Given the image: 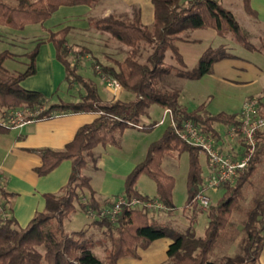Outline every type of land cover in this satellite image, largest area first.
Masks as SVG:
<instances>
[{
	"label": "trees",
	"instance_id": "16d2710c",
	"mask_svg": "<svg viewBox=\"0 0 264 264\" xmlns=\"http://www.w3.org/2000/svg\"><path fill=\"white\" fill-rule=\"evenodd\" d=\"M100 1L0 0V25L22 29L28 24L43 22L61 6L85 5L94 8ZM152 1L155 17L150 24L142 23L139 5H133L131 12L112 10L106 15H90L89 24L129 46L123 58L114 59L113 63H101L100 66L103 72L117 77L123 89L135 93V98L104 100L95 83L80 73L75 62V50L67 42L71 24L51 30L48 38L55 46L57 59L65 67L66 81L83 86L77 100L49 101L43 91L23 85L26 77L37 72L41 41L27 52L29 61L24 70L9 69L5 60L13 54L12 51L4 49L0 52V110L21 109L28 117L31 116L30 111L45 105L34 115L35 118L51 117L56 111L99 113L91 122L82 124L73 139L62 148L34 149L42 158L35 167L40 175L50 172L66 158H70L73 165L67 183L57 192L44 193V207L36 211L26 224L18 221L8 205L9 197L15 193L0 186L1 204L8 213L4 215L0 210V264H117L121 257H139V247L147 248L153 240L164 236H170L172 241L167 249L168 258L159 264H260L259 259L264 252V194L254 195L247 205L242 202L247 198L245 185L254 170L255 154L263 140L264 127L257 132L258 146L249 165L237 175L234 184L222 185L225 188L224 200L207 209L208 223L203 234L195 233L196 216H190L186 228L176 232L170 230L166 222L154 218L149 208L125 204L114 220L98 215L89 223L100 226L110 241L105 256L100 258L93 252L95 242L88 233V227L72 231L64 227L66 214L74 210L77 203L83 212L87 213L92 208L98 214L102 208L115 204L118 195H98L91 176L83 173V168L91 159L97 160L94 152L97 145L118 143L125 128H153L156 122L140 125L141 116L148 112L151 105L170 108L179 125L191 119L216 142L221 136L220 124L228 128L239 122L237 113L224 110L209 112L205 103L188 108L180 102V90L164 88L159 77L175 71L180 77L199 78L212 70L215 61L230 56L224 44L209 46L196 65L188 66L177 40H189L191 30L214 27L220 35L232 33L236 41L251 49L249 32L222 0ZM243 4L250 14H258L251 0H243ZM167 52H171L173 61L166 60ZM260 110L264 114L262 102ZM9 129V125L0 121V132ZM185 151L189 155L187 206L198 207L200 204L196 197L206 179L200 151L171 125H167L162 135L149 144L145 158L125 176L120 194L152 198L136 187L139 177L147 174L156 183L154 197L164 202L168 209L175 207V177L164 168L163 161L174 152ZM234 211L243 214L241 228L231 220ZM238 236L236 251L224 253L219 259L211 258L216 249L234 242Z\"/></svg>",
	"mask_w": 264,
	"mask_h": 264
},
{
	"label": "crops",
	"instance_id": "0c3cea01",
	"mask_svg": "<svg viewBox=\"0 0 264 264\" xmlns=\"http://www.w3.org/2000/svg\"><path fill=\"white\" fill-rule=\"evenodd\" d=\"M251 3L253 5L252 0ZM133 5L140 6L141 21L143 24H150L153 22L155 13L152 0L109 1L104 7L102 14L106 15L112 10H124L131 12ZM76 6L78 5L61 6L43 22L28 24H41L40 26L43 29L41 31L45 35L44 39H39L41 36H39L38 30L27 33L26 38L29 39L30 44H34V41L36 40V43L41 41L40 50L37 55V72L41 67H46L49 69V79H47V84L45 85H43L42 82L30 79L31 76L38 74L36 72L26 77L22 83L26 87L36 88L43 91L49 101H59L61 99L74 101L80 96L79 89L77 92L71 91L72 88H78L77 85L72 83H67V89L64 92L65 94L63 93V96H59V98L55 96L59 85L66 82V71L64 65L56 57L53 42L48 38L49 32L58 28L51 29L47 26L45 27L44 25V22L50 20L56 12L63 8L65 14H80V16L82 15L84 19H87V14H90V12L93 14L94 9L89 6L80 5V10H74L73 8H77ZM253 7L255 6L253 5ZM255 9L258 14H260L259 9L256 7ZM81 24L85 26L84 30L77 27L76 24L75 30L81 33L88 32V26L90 25L89 22H81ZM26 27L27 25L24 28ZM73 27L74 25L71 24L69 33L73 30ZM189 35V40L179 39L177 40V45L186 64L188 66H194L197 64L202 53L209 46H212V41H215L217 36H219V33L214 27H206L195 28L189 32ZM45 42L48 50H50L47 54L43 53ZM67 42L69 47L72 49L70 43L71 41L67 40ZM49 43H51V47L49 46ZM74 44L80 45L78 42H74ZM242 59L243 58L241 56L230 53V56L215 61L213 63L212 70L203 74L201 77L196 78L197 80L195 81V83L199 84V91L200 89L202 90V88L207 90L205 87L207 86V83H215L216 88L214 87L213 91H218L217 93L220 94L223 92L225 95L222 97L228 106L233 105L232 107H236L234 111L227 112L237 113V115L239 114L245 99L251 95H259L261 102L264 103V83L259 82V79L257 78L260 74H262V69L257 68L256 65L243 61ZM108 63L113 62L108 61ZM86 69L85 63L83 65H79V71L84 77H86L85 75H88L83 73V70L86 73ZM95 74L99 81L97 79L95 80V77L88 78L95 83L100 94L98 88L99 84L101 83L104 87L106 86L99 77V74L97 72H95ZM222 83H224V86H222ZM254 85L257 86L255 87ZM108 91L109 94L107 96L100 94L104 100H111L118 97L123 98L124 93L128 92V90L123 89L116 95L111 90L108 89ZM210 96H212V93L209 97ZM180 102L190 109L200 104L199 103L196 106L191 107L186 102L181 100ZM201 103H205L207 105L206 101ZM164 110L165 109H163V114ZM7 112L8 111H3L4 118L1 121H5ZM98 114L99 113L96 111H56L51 117L35 118L22 125L10 126V129L7 132H0V185L7 191L15 193L14 196L9 197L8 205L12 208V212L21 224H26L36 211L44 207V193L59 191L67 183L72 171V160L70 158H66L50 172L42 175L38 174L35 171V167L41 163L42 158L40 153L34 149L41 147L62 148L67 142L73 139L77 129L82 124L91 122L96 116H98ZM135 127L136 126H129L127 128L134 129ZM219 129L221 130V136L217 141L218 147L232 155H240L243 148L240 138L230 137L227 133V126L223 124L219 125ZM114 150H122L120 140L116 144L107 143L105 145H97L94 148L97 160L94 161L91 159L87 166L88 169H85L90 173L91 182L93 187L96 189L97 194L103 197L119 195L122 192L120 189L122 187L121 185H124L125 176L137 164L136 162H133L128 166L129 168L127 167L125 170L120 172L112 169L111 163L116 162V157H120ZM127 160L128 158L122 157L121 161L128 162ZM108 165H110V167H108ZM96 171H101L103 174L99 184H96L95 180H93V173ZM166 209L168 208L158 210L161 212ZM171 241L172 238L170 236L157 238L153 240L147 248L139 247V257H121L117 261V264H156L166 257L164 253L167 251Z\"/></svg>",
	"mask_w": 264,
	"mask_h": 264
},
{
	"label": "rangeland",
	"instance_id": "374dc122",
	"mask_svg": "<svg viewBox=\"0 0 264 264\" xmlns=\"http://www.w3.org/2000/svg\"><path fill=\"white\" fill-rule=\"evenodd\" d=\"M109 1L113 0H101L100 3L93 8V14H91V12L90 14H87V19H84V17L82 15L80 16V14L67 15L65 14L63 8L56 12L50 20L44 22L45 27L47 26L51 29L60 28L66 24L74 25L73 30L68 35V40L71 41L70 43L72 50H75V62L78 65H83L85 63L87 71L85 73V71L83 70V73L88 74L85 75L87 79L88 77H95L94 79H97L95 74V72H97V63H108V61L114 62V59L123 58L127 54V51L129 49L128 45L120 42L108 32L98 30L93 26V24H90L88 26V32L81 33L75 30L76 25L77 27L84 30L85 26L81 24V22L88 23L92 18L90 15H94L95 17L101 15L104 7L108 4ZM116 1L117 0H114V2ZM252 1L253 5L257 9H259L260 14H250L245 9L243 0H222L223 4L233 11L240 25L249 32V39L252 43L251 49L243 46L241 43L236 41L232 33H227L225 35L219 34L215 41H212L211 45L219 46L221 44H224L226 45V49L229 53L239 55L243 58V61L249 62L253 65H256L257 68L262 69V74H260L257 78L259 79V82L264 83V0ZM76 7L77 8L73 9L80 10V5ZM40 25H27L26 28L22 29L0 25V52L4 49H9L13 53L5 60V65L9 69L16 71L24 70L27 68L29 61L27 52L35 46L37 40L34 41V44H30L29 39L26 38V34L38 30L39 36H41H38L39 39H44L45 35L41 31L43 29ZM6 28L11 32L6 30ZM74 42H78L80 45H75ZM49 46L51 47V43H49ZM49 51L50 50H48L45 42L43 53L47 54V52ZM238 59L241 60L240 58ZM166 60L173 61L171 52H167ZM48 71L49 69H47L46 67H41L37 72L38 74L31 76L32 78L30 77V79L42 82L43 85H45L47 84V79H49ZM196 80V78L180 77L175 71L165 73L159 77L160 84L164 88H178L181 92L180 100L186 102L191 107H194L197 104L206 101L207 110L209 112L214 113L223 110H235L236 107H232L233 105L228 106L226 101L223 99L222 96L225 95L223 92L220 94L217 93L218 91H213V88H216L215 83H207V86L205 87L208 91L203 88L199 91V84L195 83ZM67 83L69 82L66 81L59 85V88L55 93V96L57 98L65 94L64 92L67 89ZM257 85L254 86L256 87ZM222 86H224V83H222ZM77 87L78 88L75 89L72 88L73 90L71 89V91L77 92L78 89L79 91H83V86H79L77 84ZM98 88L101 95L107 96L109 94L108 89L101 83L99 84ZM70 93L73 94L72 92ZM211 93L212 96L209 97ZM135 97L136 94L131 91H128L123 95V98L127 99H132ZM3 116V110H0V121L4 118ZM163 116L164 115L162 107L156 104L151 105L148 109V112L141 116L140 125L148 124L150 122H156L153 128L145 130L141 127L136 126L134 129H125L124 133L120 136L122 150H114L115 153H117V155L120 157H116V162L111 163L112 169L120 172L122 170H125L133 162L138 163L145 158L149 144L162 135L165 127L169 123V116L165 118L164 123H160V120ZM262 138L263 140H261L258 151L255 154L256 158L253 163V173L250 176L249 181L245 185L247 198L244 202H242L244 205L250 203L254 195L258 193L264 194V135ZM122 157L128 158V162L121 161ZM200 159L203 167V174L204 176H207L209 172V166L204 154L200 153ZM87 166L83 168V173L90 175V173L85 170L88 169ZM163 166L169 173L173 174L175 177V186L173 190V200L175 202V207L163 210L161 212H159V208H151L150 214L159 221L166 222L169 229L176 232H181L186 228V226L190 222V216H196L197 220L195 223V233L197 235L203 234L208 223L207 209H204L201 205L196 208L193 206H187V175L189 169L188 152H174L172 155L165 157ZM108 167H110V165H108ZM102 175L103 174L101 171H96L95 173H93V180H95L96 184H99L102 179ZM121 186L122 187L120 191L123 190V185ZM136 187L142 193L147 194L152 198L156 195V183L147 174H142L139 177L136 183ZM224 191L225 188L223 186L218 187L217 190L208 189L207 194L210 197V205L222 202L225 198ZM242 217L243 214H241L240 212H233L231 220L235 223L236 227H242ZM92 219L93 218L90 215L81 210L80 206L77 203L75 209L66 214L64 218V227L67 231L88 227V233L90 234L92 240L95 242L93 252L98 257L103 258L108 246L110 245V241L105 237L106 235L103 229L100 228V226L89 224ZM239 239L240 236H238L234 242L226 244L222 249H216L215 252L211 255V258L219 259L220 256L224 253H231L236 251L238 248L237 243ZM164 254L166 255V257L156 264L164 262L168 258L167 251H165ZM216 255L219 257H217ZM259 261L260 264H264V252L261 255Z\"/></svg>",
	"mask_w": 264,
	"mask_h": 264
},
{
	"label": "built area",
	"instance_id": "2783aa9c",
	"mask_svg": "<svg viewBox=\"0 0 264 264\" xmlns=\"http://www.w3.org/2000/svg\"><path fill=\"white\" fill-rule=\"evenodd\" d=\"M96 68L101 80L109 90L116 95L123 90V85L117 77L107 72H103L99 63L96 64ZM44 108L45 105L36 110L30 111L29 115L31 116L28 117L21 109L9 110L4 122L9 126L22 125L35 119L34 115ZM260 109L261 98L259 95L255 94L247 97L238 114L239 122L228 127L227 133L230 137H239L242 139V152L240 155L235 156L221 150L218 147L215 138L202 131L201 128L191 119H186L179 125L173 117L172 110L170 108H165L164 116L161 118L160 123H164L165 118L169 116L168 125L173 126L176 132L187 142L196 145L199 148L200 153L204 154L206 157L209 172L204 181L203 188L199 191L196 197L199 204L204 209H208L210 206V197L207 194L208 189L217 190L218 187L224 184H234L237 175L249 165L258 146L257 132L260 128L264 127V114ZM125 204L149 209L166 208L164 202L157 197L144 199L135 194H132L130 197H127L124 194H119L115 204L111 207L102 208L99 214L90 208L87 214L92 218L100 215L109 216L114 220ZM0 210L4 215L8 214L2 207L1 199ZM262 234L264 237V221L262 225Z\"/></svg>",
	"mask_w": 264,
	"mask_h": 264
}]
</instances>
